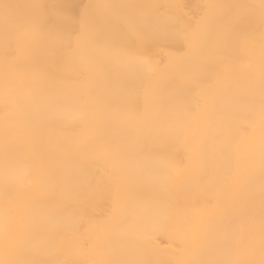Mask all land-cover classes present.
<instances>
[{
    "label": "snow or ice",
    "instance_id": "snow-or-ice-1",
    "mask_svg": "<svg viewBox=\"0 0 264 264\" xmlns=\"http://www.w3.org/2000/svg\"><path fill=\"white\" fill-rule=\"evenodd\" d=\"M197 7L0 0V264H264V0ZM177 37L187 62L160 59ZM177 78L212 101L191 128L159 87ZM210 153L227 197L197 220L178 201Z\"/></svg>",
    "mask_w": 264,
    "mask_h": 264
},
{
    "label": "bare ground",
    "instance_id": "bare-ground-1",
    "mask_svg": "<svg viewBox=\"0 0 264 264\" xmlns=\"http://www.w3.org/2000/svg\"><path fill=\"white\" fill-rule=\"evenodd\" d=\"M20 3L28 2V0H18ZM63 3L70 6V11L73 15L82 10V6L88 3L95 2V0H62ZM111 3H127V4H167V3H179L187 5L185 9L189 18L192 19L195 15L199 14V8L197 6L209 2V0H107ZM222 2H233V0H222ZM194 22V20H193ZM256 43H259V31L254 34ZM187 51L184 41L177 37L170 41L166 48L157 50L158 57L162 60H168L169 57L180 59L182 62H187L185 59V53ZM246 53L242 51L239 59L243 62L246 60ZM31 88L39 90L42 85L39 83H32ZM160 89L164 94L169 96L173 101L174 116L177 118L178 123H183L185 127H193L194 121L197 118L207 119L209 112L207 106L211 104V99H206L197 94L196 90L190 86L181 82L179 78L171 81H165L160 83ZM138 99V97H137ZM250 119L257 126L258 136V124L259 114L258 108L251 115ZM243 161H241V165ZM235 171L236 166L233 165ZM225 175V165L218 157L213 156L211 153L206 161V169L204 179L202 181V187L193 188L190 192L182 196L178 203L182 210L188 214L194 216L197 220L201 218H213L223 210V206L227 197V190L223 187L222 177ZM259 177L257 176V183ZM142 194L146 197L153 195L150 188L145 187L141 190ZM2 196V194H0ZM109 210L107 195L100 192L96 195L94 206L92 209L93 214L103 217ZM257 222H258V208H257ZM169 237L163 231L154 240V244L158 250L162 253H170L174 245L169 243H162V241L168 240ZM49 259H78L81 257H58L50 256ZM92 258V257H89ZM120 258V257H117Z\"/></svg>",
    "mask_w": 264,
    "mask_h": 264
}]
</instances>
